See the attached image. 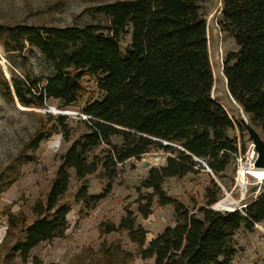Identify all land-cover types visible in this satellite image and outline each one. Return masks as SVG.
I'll use <instances>...</instances> for the list:
<instances>
[{"label":"trees","instance_id":"1","mask_svg":"<svg viewBox=\"0 0 264 264\" xmlns=\"http://www.w3.org/2000/svg\"><path fill=\"white\" fill-rule=\"evenodd\" d=\"M200 2L120 0L95 7L104 23L61 28L0 22V44L7 52L37 49L53 69L44 83L30 73L8 80L2 72L4 99L19 100L26 107L44 108L48 101L72 107L86 90L84 78H95L98 88L97 98L81 109L88 118L81 119L86 130L60 156L46 197L33 203L31 217L7 212V236L0 248L7 256L19 257L21 264H48L33 251L65 235L74 205L95 207L110 194L127 161L159 151L169 155L166 163L149 170L120 222H102L99 227L102 236L127 234L136 252L125 251L118 240L103 245L89 264H129L137 257L153 264H236L237 234L254 232L256 224L264 223V193L243 212L212 208L222 194L213 177L229 169L238 151L230 131L238 126L243 134L246 128L214 97L207 20ZM222 4V29L237 46L224 61L228 92L250 123L264 132V0ZM53 118L70 141L73 128L67 116ZM53 130L41 125L28 148L36 151ZM23 160L36 158L25 155ZM98 172L106 189L90 194L88 177ZM200 172L210 177L204 204L192 197L189 205L165 188L172 177ZM73 174L80 186L71 200ZM19 178V173L5 170L0 186L5 190ZM156 202L173 205L176 222L148 241L140 219L151 216Z\"/></svg>","mask_w":264,"mask_h":264},{"label":"rangeland","instance_id":"2","mask_svg":"<svg viewBox=\"0 0 264 264\" xmlns=\"http://www.w3.org/2000/svg\"><path fill=\"white\" fill-rule=\"evenodd\" d=\"M117 1L120 0H0V22L10 24L23 22L29 25L59 28L76 24L104 23L105 19L98 16L95 7ZM200 5L201 12L207 20L214 97L228 111L235 123L239 119L242 120V117L249 121L250 117L229 94L227 79L224 77L226 56L237 51V46L235 40L222 29V0H201ZM52 71L50 63L37 49L27 48L21 54L9 53L0 44V74L3 72L8 80L14 74L23 76L30 73L44 83L45 78ZM84 83L86 90L72 107H63L57 101H48L44 108L26 107L19 100L4 99L0 92V173L7 170L9 173L12 171L20 174V178L5 190L0 186V248L7 236V212L23 213L31 217L33 203L38 198H45L50 191V185L60 165V156L72 141L85 132L86 128L81 123V119L88 118L81 113V109L88 101L97 98L98 88L93 77L84 78ZM58 115H66L69 126L73 128L70 141L65 140L60 129L55 125L53 117ZM41 125L48 130L52 127L54 132L42 141L36 151H33L28 148V142ZM256 129L264 138L262 129L259 126ZM230 135L236 138L238 151L229 169L221 177H213L222 190L220 200L215 203L216 208H222L219 206L222 202L243 207L264 193V180H258L252 175H247L246 184L242 185L238 180L241 167L253 165L257 158L253 140L249 138L246 130L242 134L238 126L230 131ZM25 155H32L36 160L26 162L23 160ZM168 156L163 152L154 151L139 160L127 161L120 168V174L113 182L110 194L95 207L74 205V209L68 215L69 225L65 235L40 244L33 251V256L40 257L48 264L53 262L84 264L82 259H86L85 264H89L91 256L99 252L103 245L110 247L118 240H121V246L125 251L136 252L137 246L130 242L127 234L111 233L102 236L99 227L102 222L112 221L116 224L120 222L128 204L134 203L137 199V189L141 181L151 168L164 165ZM146 162L150 163V167L145 166ZM202 165L205 167L204 163ZM209 181L210 177L200 172L189 174L182 179L172 177L165 182V188L169 194L175 195L189 205H192V197L201 205L204 204L203 198ZM106 185L107 182L101 172L88 177L90 194L103 192ZM79 186L80 182L73 174L69 192L71 200ZM140 222L148 230V241H150L165 227L175 224L174 206H160L156 202L151 216L146 219L141 218ZM255 227L254 232L242 230L237 234L239 251L234 261L236 264H264V223L256 224ZM0 264H21V260L19 257L13 259L7 256L6 252L0 249ZM129 264H153V260H141L137 257Z\"/></svg>","mask_w":264,"mask_h":264},{"label":"water","instance_id":"3","mask_svg":"<svg viewBox=\"0 0 264 264\" xmlns=\"http://www.w3.org/2000/svg\"><path fill=\"white\" fill-rule=\"evenodd\" d=\"M227 84H228V79H227ZM232 97V95H231ZM233 99V97H232ZM241 123H243L244 127L246 128V131L249 135V138H251L253 140V144H254V148H255V152L257 153V158L255 160V162L253 163V167L254 168H264V138L261 137L260 132L256 129V127L250 123V121H248L245 117H242V121ZM198 162L200 160H197ZM201 162V161H200ZM146 167H150V163L146 162L145 163ZM247 167V166H246ZM208 172H211V170L209 168H207ZM226 204V205H225ZM249 204V203H248ZM246 204L243 207H240L238 205H233V204H227L224 203L222 205V208H216V205L213 206V209H218V210H225V211H240L243 212V209L248 205Z\"/></svg>","mask_w":264,"mask_h":264},{"label":"bare ground","instance_id":"4","mask_svg":"<svg viewBox=\"0 0 264 264\" xmlns=\"http://www.w3.org/2000/svg\"><path fill=\"white\" fill-rule=\"evenodd\" d=\"M247 175H252L256 179L264 180V168H254L253 165L247 166V167H241L239 172V178L238 180L241 181L242 185L243 183L246 184V178ZM224 203H219V206L222 207ZM226 205V204H225Z\"/></svg>","mask_w":264,"mask_h":264}]
</instances>
